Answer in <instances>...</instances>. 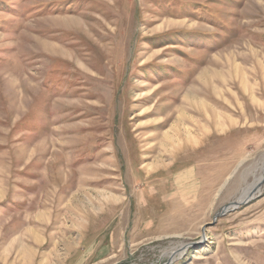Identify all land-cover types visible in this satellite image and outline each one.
Wrapping results in <instances>:
<instances>
[{
	"label": "rangeland",
	"instance_id": "obj_1",
	"mask_svg": "<svg viewBox=\"0 0 264 264\" xmlns=\"http://www.w3.org/2000/svg\"><path fill=\"white\" fill-rule=\"evenodd\" d=\"M263 156L264 0H0V264H264Z\"/></svg>",
	"mask_w": 264,
	"mask_h": 264
},
{
	"label": "bare ground",
	"instance_id": "obj_2",
	"mask_svg": "<svg viewBox=\"0 0 264 264\" xmlns=\"http://www.w3.org/2000/svg\"><path fill=\"white\" fill-rule=\"evenodd\" d=\"M188 91V90H187ZM188 95L185 94V96L182 99V102H185L188 100ZM170 129L172 130V134H170L168 131L167 132H161L158 133L156 135H161L159 141L157 142V144L160 147V152L157 154V156L154 158L155 163H159L160 161H162L161 157L162 155H169L175 154V150L174 148L177 147H184V146H192L191 143L197 142V137H193L191 135V133H188L186 130L181 129L178 124H173L172 126H170ZM178 141H182V143H178ZM172 147V150L170 149ZM156 166V164H155ZM259 170L260 173L257 177H255L253 179V181L248 184L245 188L242 189L241 193L239 194V196L232 201V203H241V202H245L246 200L250 199V197H252L251 195L254 194L256 191L259 190L260 187V182L262 179V176H264V156L263 159L259 165ZM42 216V214H41ZM34 236V235H33ZM35 237V236H34ZM37 239V236H36ZM34 239V240H36ZM184 246H182V248L180 247V249L178 251H176V255L175 256H180L183 254V248ZM173 250V249H172ZM171 255V254H170Z\"/></svg>",
	"mask_w": 264,
	"mask_h": 264
},
{
	"label": "water",
	"instance_id": "obj_3",
	"mask_svg": "<svg viewBox=\"0 0 264 264\" xmlns=\"http://www.w3.org/2000/svg\"><path fill=\"white\" fill-rule=\"evenodd\" d=\"M247 201V200H246ZM245 201V202H246ZM245 202H241V203H245ZM240 203H229L228 205H225L224 207H222L221 208V210L218 212V213H216L215 215H214V219H213V221L217 218V217H219V216H221V215H223L224 213H226L227 211H229L230 209H234L235 207H237V205H239ZM191 244H194V243H191ZM187 246V245H186Z\"/></svg>",
	"mask_w": 264,
	"mask_h": 264
}]
</instances>
